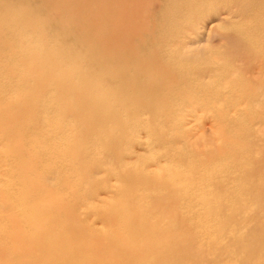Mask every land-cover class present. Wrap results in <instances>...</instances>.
I'll return each mask as SVG.
<instances>
[{"label": "bare ground", "instance_id": "bare-ground-1", "mask_svg": "<svg viewBox=\"0 0 264 264\" xmlns=\"http://www.w3.org/2000/svg\"><path fill=\"white\" fill-rule=\"evenodd\" d=\"M0 264H264V0H0Z\"/></svg>", "mask_w": 264, "mask_h": 264}, {"label": "rangeland", "instance_id": "rangeland-1", "mask_svg": "<svg viewBox=\"0 0 264 264\" xmlns=\"http://www.w3.org/2000/svg\"><path fill=\"white\" fill-rule=\"evenodd\" d=\"M204 129H205V130H203L202 132H204L205 135L208 136V135H209V130H207V128H204Z\"/></svg>", "mask_w": 264, "mask_h": 264}]
</instances>
